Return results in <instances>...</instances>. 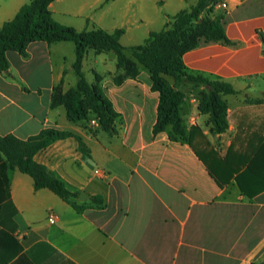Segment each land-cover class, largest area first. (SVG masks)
<instances>
[{"label": "crops", "instance_id": "0c3cea01", "mask_svg": "<svg viewBox=\"0 0 264 264\" xmlns=\"http://www.w3.org/2000/svg\"><path fill=\"white\" fill-rule=\"evenodd\" d=\"M30 0H0V27ZM197 0H54L49 8L78 30H124L138 45ZM229 41H206L183 54L188 70L233 85L221 93L228 127L219 135L198 105L206 87L167 79L182 92L187 139L171 127L154 133L159 91L148 69L115 81L112 52L88 49L83 70L94 72L120 114L117 133L84 127L51 106L54 86L77 84L75 43L31 42L9 50L0 70V135L26 140L47 127L78 133L57 139L34 158L86 199L66 200L11 168L0 151V264H264V0H218ZM111 53V54H108ZM75 75V76H74ZM103 170L104 175L96 172ZM250 190L245 193L237 178ZM93 195L102 202L92 200ZM72 202L83 206L78 210ZM54 212L55 220H49Z\"/></svg>", "mask_w": 264, "mask_h": 264}, {"label": "trees", "instance_id": "16d2710c", "mask_svg": "<svg viewBox=\"0 0 264 264\" xmlns=\"http://www.w3.org/2000/svg\"><path fill=\"white\" fill-rule=\"evenodd\" d=\"M54 0H30L23 4L16 15L0 27V70L7 71L9 60L7 52L16 50L27 54L28 45L37 40L47 43L73 41L75 43V60L73 68L77 74V84L66 92L62 82L54 86L51 106L64 105L67 116L73 122L89 118L95 114L99 127L109 135L117 133V120L120 114L113 108L109 98L100 86L101 76L94 72V81L89 82L83 70V59L88 49L97 52H112L117 60L119 72L115 81L121 82L129 76H136L141 65L151 75L152 87L159 91L157 120L153 131L157 133L171 127L173 137L187 139L186 130L180 112L183 99L182 92L176 84H171L167 76L175 82L186 81L205 85L206 90L198 105L201 113H208L212 123L211 130L219 135L228 127L227 103L221 93H234L237 90L232 84L212 80L202 73L188 70L183 61V54L197 47L202 38L206 41H229L226 37L221 16L212 17V5L218 0H197L195 4L180 10L161 30L151 31L145 41L138 45L125 46L121 43L122 28L108 31L102 27L78 30L70 25L57 21L49 8ZM73 136L79 141L83 150L81 136L73 131L56 127H47L26 140L16 136L0 135V151L6 156L11 168H18L34 179L36 188H49L62 198L69 200L78 197V192L67 188L65 183L55 177L44 164L37 162L35 154L57 139ZM237 181L241 189L250 194L240 178ZM92 200L102 202V197L93 195ZM78 209L83 206L72 202Z\"/></svg>", "mask_w": 264, "mask_h": 264}, {"label": "built area", "instance_id": "2783aa9c", "mask_svg": "<svg viewBox=\"0 0 264 264\" xmlns=\"http://www.w3.org/2000/svg\"><path fill=\"white\" fill-rule=\"evenodd\" d=\"M225 6H226L225 2L217 1L216 3L213 4V11L220 9V8H224ZM90 124L96 126V125H99V121L97 118H92V119H90ZM96 172H98L102 175H104L106 173L105 171L99 170V169H97ZM49 220H51V221L55 220L54 212L49 213Z\"/></svg>", "mask_w": 264, "mask_h": 264}, {"label": "rangeland", "instance_id": "374dc122", "mask_svg": "<svg viewBox=\"0 0 264 264\" xmlns=\"http://www.w3.org/2000/svg\"><path fill=\"white\" fill-rule=\"evenodd\" d=\"M108 54H111V53H108ZM75 76V75H74ZM92 117H95V114L90 112V115H89V118H87L86 120H81L80 121V124L84 127H88L89 124H90V119H92Z\"/></svg>", "mask_w": 264, "mask_h": 264}, {"label": "water", "instance_id": "95a60500", "mask_svg": "<svg viewBox=\"0 0 264 264\" xmlns=\"http://www.w3.org/2000/svg\"><path fill=\"white\" fill-rule=\"evenodd\" d=\"M86 198H88V196H87L86 194H84V193H81V194L79 195V199H81V200L86 199ZM263 263H264V262H263Z\"/></svg>", "mask_w": 264, "mask_h": 264}]
</instances>
